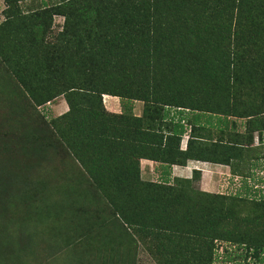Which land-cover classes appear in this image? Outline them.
<instances>
[{"label": "trees", "instance_id": "trees-1", "mask_svg": "<svg viewBox=\"0 0 264 264\" xmlns=\"http://www.w3.org/2000/svg\"><path fill=\"white\" fill-rule=\"evenodd\" d=\"M4 1L0 90L17 114L19 127L9 135L26 155L24 172L32 153L40 159L49 147L66 151L76 182L88 191L83 201L101 203L94 211L80 204L75 212L87 220L98 216L104 237L119 244L116 253L127 245L135 256L144 243L155 264H215L216 242L223 241L243 249H224L223 264H241L249 256L263 261L264 196L144 181L139 160H206L240 172L246 153L259 159L252 145L255 133L264 141V0ZM56 15L63 17L62 28L48 42ZM104 94L119 98V113L105 108ZM59 96L68 110L48 119L39 107ZM135 101L143 103L139 116ZM169 108L209 115L207 125L192 126L185 150L179 149L183 130L164 134L156 123ZM11 158L14 165L23 162ZM5 175L0 193H7L0 197L7 203L1 206L20 204L30 211L35 192L28 191L29 174ZM54 202L38 220L60 216L55 228L65 237L72 232L67 209L64 215ZM32 218L29 212L19 223L27 226ZM92 223L82 233L86 238L94 232Z\"/></svg>", "mask_w": 264, "mask_h": 264}, {"label": "rangeland", "instance_id": "rangeland-1", "mask_svg": "<svg viewBox=\"0 0 264 264\" xmlns=\"http://www.w3.org/2000/svg\"><path fill=\"white\" fill-rule=\"evenodd\" d=\"M25 3L26 2H24V4ZM5 9V1L0 0V23L6 19ZM62 24V16L56 15L53 17L52 28L46 33V41L54 42L56 40V34L58 31H61ZM1 66L2 64L0 61V83L3 82V67ZM6 97L7 96L0 90V132L1 135L6 133V137H4L5 134H3L0 140V176H6V171L15 175L19 174L20 178L22 174L23 176L26 173L29 174L28 176L32 183L28 191L35 192V198L29 205L31 206V210L26 212L24 206L20 204H13V206H8L6 210H4L5 205L1 206V204L2 202L3 204L7 202L0 197V264H116L117 261L121 259L123 261L122 264H128V262L130 264H155L149 253L150 248L144 243H139L136 248L135 256L127 250V245L125 247L121 245V253H116L115 248L119 244L115 239L111 242V239L104 237L108 235V233H106L104 229H101L102 224L99 217L95 216L94 218L91 216V218L87 220V214H85V216L75 212L77 208L83 204H87L86 206L90 205V207L93 205V207L88 210L94 211L95 207L99 205V208L101 207V203L99 201V203L96 204L94 202L90 203L89 201H83L88 199V191H84V183L78 184L76 182L78 180L77 172L74 169L72 157L67 155L66 151L64 154L58 151V149L55 150L49 147L47 151H42L40 159L36 157L38 153H32L28 157V165L30 163L29 170L24 172L22 165L25 163L23 159L26 158V155L16 144H12L14 137L9 135L12 131L16 133L15 131L17 127H19V124L15 122L17 114L14 112V109L9 106V101ZM107 99H114V101L119 100L118 97H104V101ZM67 110L68 105L62 96L56 97L39 107L41 114H44L48 119L57 117ZM109 111L111 112V110ZM7 134L9 136H7ZM5 147L10 148V153L3 154L2 151ZM254 156H257V154L254 153L253 157ZM11 157H15L16 159L19 158L17 162H20V160L23 162L14 165ZM39 160L40 164L38 165L37 163ZM241 172H243V170H241ZM14 188L15 185L13 184L12 189L14 190ZM87 188L88 187H85V189ZM6 193L7 190L2 189L0 195H6ZM83 193L84 195H82ZM218 193L219 192L213 194ZM225 195L231 196L233 194ZM249 200H251V198H248L247 201ZM50 202L56 203L57 206L62 205L63 207H61V209L63 212L65 211L64 209H67V215H65L64 212L65 220H68L71 226L69 230L72 232H68L69 234H66L65 237L64 233H61L55 228L59 226V223L61 227V222H59L60 216L55 218L54 222L52 219L38 220L39 216L37 214H41L43 209H45L44 207ZM247 203L248 202L245 204ZM29 206L25 207L29 208ZM29 212L33 216L30 224L21 226L19 219ZM88 214L90 213L88 212ZM104 214L106 215V213ZM103 216L104 215L100 217ZM88 221H91V223L93 222L94 232L87 235L86 238L82 233ZM81 236H83L82 239L80 238ZM104 239H106V242ZM66 241L68 242L67 245L65 244ZM216 243L218 255L215 264H223V259H226V256H224V249H228L232 253H239L243 250L241 248L236 250L237 246L230 244V242L218 241ZM107 254H112V256H108ZM231 257H234V255H231ZM227 264L238 263L234 260H230V262L227 261ZM241 264H264V259L263 261H258L255 257L249 256L245 261L241 260Z\"/></svg>", "mask_w": 264, "mask_h": 264}, {"label": "crops", "instance_id": "crops-1", "mask_svg": "<svg viewBox=\"0 0 264 264\" xmlns=\"http://www.w3.org/2000/svg\"><path fill=\"white\" fill-rule=\"evenodd\" d=\"M106 96L116 98L111 95H103L105 108H108L111 112L119 113L121 111L119 100L107 99L104 101V97ZM142 107L141 101L134 102L133 112L136 116L141 114ZM208 120L209 115L206 113L188 109L169 108L164 120L156 121V123L164 130V134H173V129H176L177 132L183 130L180 136L179 149L185 150L192 126L207 125ZM252 146L256 147L257 156L260 157L256 160H250L249 153H246V155L244 153L245 156H242V162L239 165L240 172H233L231 165L206 160L188 159L185 164L169 165L148 158H140V178L145 181L165 183L177 188L207 193H241L242 195L252 197L255 192L257 198H259L260 196H264V156H262L264 141L259 142L256 133Z\"/></svg>", "mask_w": 264, "mask_h": 264}]
</instances>
